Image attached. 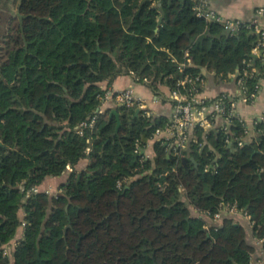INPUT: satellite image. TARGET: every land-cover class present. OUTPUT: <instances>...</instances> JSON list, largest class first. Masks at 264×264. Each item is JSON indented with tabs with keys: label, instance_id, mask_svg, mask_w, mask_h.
I'll return each mask as SVG.
<instances>
[{
	"label": "trees",
	"instance_id": "16d2710c",
	"mask_svg": "<svg viewBox=\"0 0 264 264\" xmlns=\"http://www.w3.org/2000/svg\"><path fill=\"white\" fill-rule=\"evenodd\" d=\"M19 15L21 47L0 53V264H11L2 251L23 223L12 264H252L243 226L225 218L208 230L190 207L214 216L236 203L264 237V123L243 148L227 141L244 134L240 122L229 134L211 130L206 144L197 131L186 164L156 142L143 167L136 143L146 145L164 117L124 111L118 128L107 111L93 132L77 128L100 107V84L130 71L175 90L183 74L170 57L183 61L188 50L193 76L208 68L229 79L250 60L261 70L248 80L253 92L264 77V61L251 57L255 31L231 36L199 18L193 0H21ZM83 159L86 170L58 196L29 194Z\"/></svg>",
	"mask_w": 264,
	"mask_h": 264
},
{
	"label": "built area",
	"instance_id": "2783aa9c",
	"mask_svg": "<svg viewBox=\"0 0 264 264\" xmlns=\"http://www.w3.org/2000/svg\"><path fill=\"white\" fill-rule=\"evenodd\" d=\"M193 2L194 10L199 18L205 19L207 22L220 24L231 36L237 35L242 29H253L259 39L252 50L251 57L264 61V23L262 22L264 8L258 9L255 12V18L252 20H235L225 18L212 9L209 0H193ZM170 60L178 65V71L183 76L177 82L176 89L170 90L169 93V99L173 103L172 114L167 119L164 127L154 130L150 140L155 143H161L170 156L189 160V157L185 154L191 148L192 143H198L195 134L197 131L203 130L204 133H208L211 129L217 128L229 134L237 121L242 124L245 132L233 141L227 140L230 142L229 145L236 144L237 148L252 145L257 136L258 125L264 123V114L249 123L238 113V105L240 103L255 105L258 102L264 86V77L258 80L253 92L249 90L247 84L249 79L255 75H260L261 70L250 60H244V67L239 68L236 73L229 76L235 85V91L222 93L213 99H209L203 96L205 86L204 72L196 76L187 73L189 68H194L189 52H186V58L183 63H179L174 57H171ZM144 81L148 82L147 79ZM98 101L102 103V106L98 108L93 117L77 128V133L82 137L87 129L91 132L94 131L99 116L105 113L106 107L112 110L113 106H116L115 109L123 108L134 113L139 110V116L148 122H153L152 120L157 117L148 109L146 101L137 95L133 86L120 91L103 89V93L98 96ZM199 145L202 147L203 143ZM135 154L143 163L142 167L150 159V155L146 151V145H142L140 140L136 143ZM205 171L207 173H216L217 166L215 163L207 165ZM128 181L129 179L119 181L117 184L119 190H122ZM182 190L184 189L182 188ZM39 192V189L35 187L29 191V194H37ZM206 213L211 215L209 212ZM237 216H244L254 224L249 213L244 209H240L236 203L222 204L220 210L213 217L215 221H223L225 218L233 219ZM257 245L260 248V262L264 263V237L257 239ZM8 250V248H3L4 256L8 255Z\"/></svg>",
	"mask_w": 264,
	"mask_h": 264
},
{
	"label": "crops",
	"instance_id": "0c3cea01",
	"mask_svg": "<svg viewBox=\"0 0 264 264\" xmlns=\"http://www.w3.org/2000/svg\"><path fill=\"white\" fill-rule=\"evenodd\" d=\"M209 1L211 8L217 11L220 15H222L225 18L235 19V20H247V21L252 20L255 18V12L260 8H264V0H209ZM262 22L264 23V16L262 18ZM186 52H189L190 54L189 50ZM186 52L184 54L183 61H179L175 57L174 58L177 61H179V63H183L186 58ZM192 62L194 68H197L196 67L197 65H195L193 59ZM202 70L205 75V86L203 91L204 97L213 99L214 97L222 93H232L235 91V85L230 78H229L230 80L219 78L216 72L211 71L208 68H202ZM230 75L232 74H229V76ZM145 79L147 78L141 79V77H139L138 74L130 71L126 74L117 77L112 83V85H109L107 82H103L100 84V86L103 89H112L115 91L124 90L133 86L135 88L137 95L142 97L146 101L148 109L154 115H156L157 117H164L165 119H168L173 112V103L169 99V93H170L169 87L164 83L162 84L160 82L158 86H155L154 82L151 83L149 82L148 79H147L148 82H145L144 81ZM114 110L119 112V109L112 108V110H110V108L108 109V107H106L105 113H107V111H110L109 112L110 118H112L111 114ZM119 113L121 115V112ZM238 113L243 119H245L249 123L260 118L264 114V86H263V90L261 91L258 102L255 105H244L240 103L238 105ZM218 123L220 122L218 121ZM206 134L207 133H204L203 136L205 144L207 143V139H205ZM145 144H146V151L150 155V159L154 160L156 158L155 142L145 138ZM89 162H90L89 159H83L75 168L69 166L63 176L46 178V180L42 183V185L37 187L40 191L39 193H45L51 197L58 196L60 194L58 190H61L60 189L61 186L67 183L64 182V179H66L67 181L72 173L74 172L80 173L86 170ZM180 191L181 193H184L185 189L182 190L181 188ZM182 199L184 201L187 200L185 196H183ZM190 209L194 217L200 218L205 222L206 228L208 230L216 227H221L223 224V223L219 224L218 221H215L212 215H208L206 212H202L199 209L195 208L194 206H191ZM20 215H22V212L20 213ZM232 220L237 221L241 226L245 228L247 232V241L249 245H251L255 249V252L252 255V264H264L260 262V258H259L260 248L257 245L258 238L254 237L253 235L254 224H252L251 221L244 216H237L234 217ZM23 236H24V229L21 227L17 232L15 240L19 241L20 239L23 238ZM9 244H7L4 248L10 249Z\"/></svg>",
	"mask_w": 264,
	"mask_h": 264
},
{
	"label": "rangeland",
	"instance_id": "374dc122",
	"mask_svg": "<svg viewBox=\"0 0 264 264\" xmlns=\"http://www.w3.org/2000/svg\"><path fill=\"white\" fill-rule=\"evenodd\" d=\"M20 2L21 0H7L5 3L0 4V53H3V55L6 50H9V49L14 50V49H19L21 47V43H18L17 41V39L21 37L19 34V30H18V25L20 23V15H19ZM4 60L5 58H3L0 62L2 63L4 62ZM147 79L151 83H153L155 80L153 77L152 78L150 77ZM158 84L159 82H156L155 86H158ZM101 106H102V103H100V107ZM113 108L115 109L116 106H113ZM124 111L129 114L131 113V111H126L125 109L120 108L121 114H124ZM87 152H90V149H88ZM67 181L66 179H64V182H67ZM58 192H60L61 194L62 189L58 190ZM21 216L22 217L24 216V212H22ZM224 220L225 219H223V221L222 220L218 221V223L222 224L224 223ZM234 223L239 224L235 220H234ZM22 226L24 228L25 223H23ZM15 239L11 241V244H9L10 249L8 250V255L4 256L3 254L4 257L8 258L11 261V264L14 263L13 255L19 243V241Z\"/></svg>",
	"mask_w": 264,
	"mask_h": 264
},
{
	"label": "water",
	"instance_id": "95a60500",
	"mask_svg": "<svg viewBox=\"0 0 264 264\" xmlns=\"http://www.w3.org/2000/svg\"><path fill=\"white\" fill-rule=\"evenodd\" d=\"M204 39H205V36H201V37H199V39H198L197 42H201V41H203ZM139 114H140V111L137 110V111L135 112V117H138ZM114 115L116 116V119H117V121H118V128H119V126L121 125V117H120L121 115H120V113H119L118 111H116V110H114V111L112 112L111 117H113ZM0 146H1V144H0ZM193 161H194V160H193ZM183 162L186 164V163L188 162V159H187V158H184Z\"/></svg>",
	"mask_w": 264,
	"mask_h": 264
}]
</instances>
